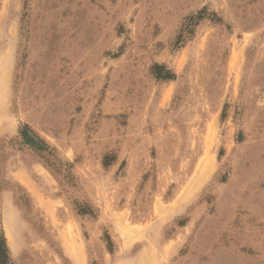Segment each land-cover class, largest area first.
<instances>
[{"label":"rangeland","instance_id":"obj_1","mask_svg":"<svg viewBox=\"0 0 264 264\" xmlns=\"http://www.w3.org/2000/svg\"><path fill=\"white\" fill-rule=\"evenodd\" d=\"M0 222L7 264H264V0H0Z\"/></svg>","mask_w":264,"mask_h":264},{"label":"trees","instance_id":"obj_2","mask_svg":"<svg viewBox=\"0 0 264 264\" xmlns=\"http://www.w3.org/2000/svg\"><path fill=\"white\" fill-rule=\"evenodd\" d=\"M201 18V15L198 17V19ZM155 69V73L157 74V76L159 78H165V79H172L173 78V73H171L170 71H165V66L162 64H155L154 66ZM79 213L81 214H95V211L92 207L90 206H80L79 207ZM108 238V242L109 245L112 244V240L110 238V236H107ZM0 250L2 252L3 258L2 260H0V264H3V261L7 264L8 262H10V258H9V249H8V245H7V239L5 236V231L1 225L0 222Z\"/></svg>","mask_w":264,"mask_h":264}]
</instances>
